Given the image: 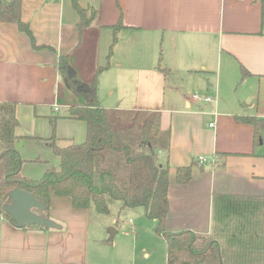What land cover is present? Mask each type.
<instances>
[{"label": "crops", "instance_id": "1", "mask_svg": "<svg viewBox=\"0 0 264 264\" xmlns=\"http://www.w3.org/2000/svg\"><path fill=\"white\" fill-rule=\"evenodd\" d=\"M78 1L97 9L81 30L71 0H20L22 19L48 47H32L16 23L0 21V102L15 103L21 174L38 179L59 169V156L42 140L52 133L46 117L78 105L76 92L109 57L98 75L100 105L117 107L118 116L127 101L134 111L160 110L161 127L170 129L168 231L209 233L214 192L264 195V139L253 148V127L234 119L264 118V0ZM194 93L216 101H194ZM72 120L63 140L82 142L85 122ZM220 153L227 154L222 169L214 166ZM191 163V179L178 184L176 168ZM130 208L147 218L142 207ZM92 210L50 192L48 218L58 228L18 227L0 215V264H167L163 236L137 230L132 218L130 236L115 242L114 227L109 249L105 229L93 231Z\"/></svg>", "mask_w": 264, "mask_h": 264}, {"label": "trees", "instance_id": "2", "mask_svg": "<svg viewBox=\"0 0 264 264\" xmlns=\"http://www.w3.org/2000/svg\"><path fill=\"white\" fill-rule=\"evenodd\" d=\"M71 4L78 13L81 30L96 16L97 9L83 7L78 0H71ZM0 21L16 23L32 47H48L37 44L29 24L22 19L20 0H0ZM121 26L120 22L112 25L113 43ZM58 64L67 70V56L61 55ZM108 65L109 61L99 66L90 84L76 92L78 105L67 107L64 114L48 116L53 131L42 140L59 156L60 167L48 168L38 179L21 174L24 159L15 146V103L0 102V215L15 224L3 210L11 202L9 191L13 188L32 193L45 207L34 210L44 217H48L50 192L68 197L75 208H91L103 215L110 212L108 198H112L120 200L121 208L141 206L145 216L155 221L154 231L166 241L167 264H264V195L214 192L209 233L166 229L170 129L161 127L159 110L143 114L134 111L129 120L123 121L117 109L100 105L98 75ZM60 117L85 122L82 142L58 145L54 131ZM234 119L253 127V148L263 142L264 118L235 114ZM226 156L220 153L214 166L222 169ZM192 165L176 168L178 184L189 182ZM23 227L46 229L40 225Z\"/></svg>", "mask_w": 264, "mask_h": 264}, {"label": "rangeland", "instance_id": "3", "mask_svg": "<svg viewBox=\"0 0 264 264\" xmlns=\"http://www.w3.org/2000/svg\"><path fill=\"white\" fill-rule=\"evenodd\" d=\"M108 61H109V57H108ZM222 86H223V84H222ZM134 87H135V85H134ZM105 91H106V88H104L102 91H100L102 93V98L105 97ZM116 94H118V89H116ZM100 98L98 97V101L100 104H103L101 102H104V101H101ZM102 100H104V99H102ZM136 103L138 105L140 104L139 102H136ZM125 104L126 105H123L124 107L121 108V114H119L121 120H123V121L129 120V118L134 114V110L130 108L132 101H127ZM115 108H117V107H115ZM118 109H120V108H118ZM147 110H150V109H147ZM137 111H139L140 114L144 113V109H142V108L137 109ZM54 115H61V113L56 112ZM48 116H50V115H48ZM46 120H47V123L49 124L51 130L53 131V128L51 127L50 122L48 120V117H46ZM73 123H74V121L72 119L70 120L69 118H63V117L57 118L54 134L58 140L60 139L59 141H57L58 145L68 144L67 141L63 140V138L65 137V133L73 132V130H74V124ZM60 133L64 134V135H61ZM108 202H109V207H110V212L108 214L103 215V214L97 213L96 211L92 210V211H94L93 218H92L93 231H96L99 227H101V228L105 229V231L107 232V235L109 236L107 229L109 227H115L119 230V235L116 236V239H115V242H117L121 237H123L121 235L127 234L130 236L129 232H131V228H129V224H128L129 218H132L135 221L136 226H137V230L141 228L145 232H148V230L154 231V226H155L154 220L144 218L142 220L143 221L142 222L141 218L138 216L137 210H131L133 208H130V207L121 208L120 200L108 198ZM140 211H142V210L140 209ZM36 212H37V210H36ZM108 236H107V239H108ZM113 238H114V236L112 237L111 241H109V243L106 242L107 243L106 245H107V247H109V249L113 248V245H114V242L112 241ZM123 244H130V242L127 241ZM152 246H154L152 248H155V245H152ZM156 247H157V245H156Z\"/></svg>", "mask_w": 264, "mask_h": 264}, {"label": "water", "instance_id": "4", "mask_svg": "<svg viewBox=\"0 0 264 264\" xmlns=\"http://www.w3.org/2000/svg\"><path fill=\"white\" fill-rule=\"evenodd\" d=\"M9 197L11 202L4 205L3 210L12 217L16 226L40 225L46 228L60 227V225L52 219L44 217L34 210H44L45 207L32 193L23 189L13 188L9 191ZM107 231L109 234L108 240H111L116 229L114 227H109Z\"/></svg>", "mask_w": 264, "mask_h": 264}, {"label": "built area", "instance_id": "5", "mask_svg": "<svg viewBox=\"0 0 264 264\" xmlns=\"http://www.w3.org/2000/svg\"><path fill=\"white\" fill-rule=\"evenodd\" d=\"M191 98L194 100V101H197V100H202V101H205V102H215L216 99L212 96H209V95H199L198 93H194ZM57 109V107H55V110ZM209 126L210 127H214L215 126V121H211L209 123ZM199 162H203L204 161V158L202 156H199ZM132 229L134 230L135 227L132 226Z\"/></svg>", "mask_w": 264, "mask_h": 264}]
</instances>
